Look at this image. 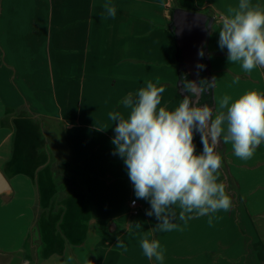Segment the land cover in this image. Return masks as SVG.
<instances>
[{
  "label": "crops",
  "instance_id": "obj_1",
  "mask_svg": "<svg viewBox=\"0 0 264 264\" xmlns=\"http://www.w3.org/2000/svg\"><path fill=\"white\" fill-rule=\"evenodd\" d=\"M251 2L264 7V0ZM106 3L117 9L114 18ZM237 4L0 0V171L10 185L0 194V264H228L223 256L234 253L240 234H247L250 264H264V142L250 159L221 142L218 182L231 208L186 222L177 208L178 226L165 232L146 215L149 202L136 198L114 154L116 122L108 116H127L123 100L147 81L165 87L161 106L174 110L182 102L178 8L209 16L204 78H215L211 107L225 95L231 104L249 91L264 94V68L246 73L218 46L220 18ZM194 143L201 152L199 133ZM132 200L140 207L136 216ZM224 229L237 238L209 243L206 234ZM144 238L159 240L162 262L143 255Z\"/></svg>",
  "mask_w": 264,
  "mask_h": 264
},
{
  "label": "clouds",
  "instance_id": "obj_2",
  "mask_svg": "<svg viewBox=\"0 0 264 264\" xmlns=\"http://www.w3.org/2000/svg\"><path fill=\"white\" fill-rule=\"evenodd\" d=\"M104 8L107 16H116L115 6L106 3ZM220 22L218 46L227 50L228 62L239 63L246 73L264 68V7L238 0ZM214 80L200 84L186 80L183 88L190 95L174 110L161 106L165 87L147 81L135 98L129 95L123 100L127 116L116 111L108 114L116 122L111 140L114 154L123 159L136 198L149 202L146 215L156 218L160 231L177 228L173 222L177 208L178 219L185 222L193 214L228 211L231 198L225 184L218 182L222 166L218 146L231 143L236 157L250 159L264 142V94L249 91L231 104V97L225 95L215 108L194 102L192 97L202 96ZM196 133L203 145L199 153ZM116 246L127 252L123 241L117 239ZM141 248L148 259L162 262L165 258L157 239H142Z\"/></svg>",
  "mask_w": 264,
  "mask_h": 264
},
{
  "label": "water",
  "instance_id": "obj_3",
  "mask_svg": "<svg viewBox=\"0 0 264 264\" xmlns=\"http://www.w3.org/2000/svg\"><path fill=\"white\" fill-rule=\"evenodd\" d=\"M173 22L177 46L183 69L191 81L200 84L204 73V53L209 35V16L200 12L178 8L174 11ZM203 52L201 56L200 53ZM202 65L203 67H199ZM205 79V78H204ZM208 92V91H205ZM202 96L194 98L200 102ZM8 180L0 171V194L9 190ZM116 223H112L110 231L114 232Z\"/></svg>",
  "mask_w": 264,
  "mask_h": 264
},
{
  "label": "rangeland",
  "instance_id": "obj_4",
  "mask_svg": "<svg viewBox=\"0 0 264 264\" xmlns=\"http://www.w3.org/2000/svg\"><path fill=\"white\" fill-rule=\"evenodd\" d=\"M181 63V62H180ZM182 65V64H181ZM206 101H204V103H202V105L203 104H206L205 103ZM235 222H236V220H234ZM219 226V225H218ZM224 227V226H223ZM110 228V226L108 227V229ZM119 229L121 230V226H119ZM119 230V231H120ZM108 234V233H107ZM215 236H217L216 238H213V237H215ZM206 237L208 238V241H209V243H210V241H212L213 239H221V240H223L222 242L223 243H225V244H227V240L228 239H232V237L233 238H237L236 237V234L235 235H233L232 236V234H231V232L229 231V230H225L224 229V231L222 230V231H220V233L219 234H217L216 235V233H209V234H206ZM245 237H247V234L246 235H243V234H240V236L237 238V242H235V244H237L236 246H234V253H231V252H228V255L229 256H227L226 257V255L224 254V256H223V258H225V259H229V263L228 264H232V263H234V264H250V261H251V257H250V255L248 254V252H247V247H248V243H247V240H246V238ZM234 244V245H235ZM209 249H213V246L212 245H210L209 246ZM226 250V247L223 249V251H225ZM143 250H141V252H142ZM144 255V254H143ZM249 255V256H248ZM231 257L235 260V261H233L232 259H231Z\"/></svg>",
  "mask_w": 264,
  "mask_h": 264
},
{
  "label": "trees",
  "instance_id": "obj_5",
  "mask_svg": "<svg viewBox=\"0 0 264 264\" xmlns=\"http://www.w3.org/2000/svg\"><path fill=\"white\" fill-rule=\"evenodd\" d=\"M181 64H182V62L180 63V78H181L180 86H181V90L183 91L184 95L187 96L190 94L184 90L183 84L186 80L187 81H191V80H190V77L185 72V70L183 69V64L182 65ZM204 65H205V63H204ZM201 81H208V80L204 79V73H203V78ZM208 82H210V81H208ZM207 91L208 92H204L202 100L199 103L202 105V103H204V101H206L205 103L209 107H211L213 105V101L211 99L212 87L208 88ZM194 98H195V96L192 97L193 100H194ZM219 147H220V145L218 146V151H219Z\"/></svg>",
  "mask_w": 264,
  "mask_h": 264
},
{
  "label": "built area",
  "instance_id": "obj_6",
  "mask_svg": "<svg viewBox=\"0 0 264 264\" xmlns=\"http://www.w3.org/2000/svg\"><path fill=\"white\" fill-rule=\"evenodd\" d=\"M131 206H132V215L133 216L138 215L139 211H140V207H139L137 201L136 200H132Z\"/></svg>",
  "mask_w": 264,
  "mask_h": 264
}]
</instances>
